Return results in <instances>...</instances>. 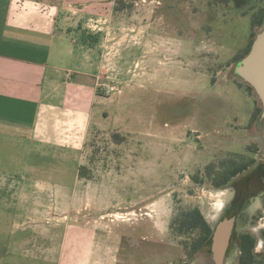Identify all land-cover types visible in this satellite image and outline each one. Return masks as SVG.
Here are the masks:
<instances>
[{"label": "rangeland", "instance_id": "obj_1", "mask_svg": "<svg viewBox=\"0 0 264 264\" xmlns=\"http://www.w3.org/2000/svg\"><path fill=\"white\" fill-rule=\"evenodd\" d=\"M56 5L77 71L30 138L0 135V264H215L171 229L193 208L236 217L226 264L242 233L264 264V119L235 74L264 0ZM235 155L251 166L216 187L206 166Z\"/></svg>", "mask_w": 264, "mask_h": 264}, {"label": "crops", "instance_id": "obj_2", "mask_svg": "<svg viewBox=\"0 0 264 264\" xmlns=\"http://www.w3.org/2000/svg\"><path fill=\"white\" fill-rule=\"evenodd\" d=\"M57 0H0V135L27 139L75 73L72 33L59 28ZM76 76V75H75Z\"/></svg>", "mask_w": 264, "mask_h": 264}, {"label": "trees", "instance_id": "obj_3", "mask_svg": "<svg viewBox=\"0 0 264 264\" xmlns=\"http://www.w3.org/2000/svg\"><path fill=\"white\" fill-rule=\"evenodd\" d=\"M263 19L264 11L261 13V19L257 22L262 24ZM255 36L256 34H254L248 47L243 52L241 59L249 53ZM246 89L250 93L254 92L252 86L247 83ZM261 111L262 107L258 106L253 119ZM249 165H251V162L244 161L242 155H235L219 161L218 164L207 165L206 175L216 187H224L230 183L234 176L247 169ZM171 229L185 238L183 243L191 256L212 242L213 227L199 208L181 212L173 219ZM254 245L255 238L252 235L244 233L241 236L242 264H250L252 262Z\"/></svg>", "mask_w": 264, "mask_h": 264}, {"label": "water", "instance_id": "obj_4", "mask_svg": "<svg viewBox=\"0 0 264 264\" xmlns=\"http://www.w3.org/2000/svg\"><path fill=\"white\" fill-rule=\"evenodd\" d=\"M235 74L252 86L264 119V28L256 34L249 53L237 63ZM235 224L236 217H224L213 227L211 253L215 264H224Z\"/></svg>", "mask_w": 264, "mask_h": 264}, {"label": "flooded vegetation", "instance_id": "obj_5", "mask_svg": "<svg viewBox=\"0 0 264 264\" xmlns=\"http://www.w3.org/2000/svg\"><path fill=\"white\" fill-rule=\"evenodd\" d=\"M262 11H264V8H262V10H261V13H262ZM257 34V33H256ZM252 46V45H251ZM251 165H249L248 167H247V169L250 167ZM247 169H245L244 171H246ZM244 171H242V172H244ZM242 172H240V173H238L236 176H238L239 174H241ZM236 176H234L233 178H232V180L236 177ZM232 180L230 181V183L232 182ZM229 183V184H230ZM228 184V185H229ZM251 188V190H252V186L250 187ZM259 204H255V208H258L259 206H258ZM236 225H237V222H236V224H235V228H234V230H233V233H232V236H231V240H230V242H232V239H233V235H234V232H235V230H236ZM244 233H242L240 236H239V238L237 239V241H236V245H237V247H238V249L240 250V255L237 257V258H235L234 259V261H233V264H242L241 263V261H242V249H241V236L243 235ZM254 248H255V245H254V247H253V251H254ZM226 259H227V256H226V258H225V262H224V264H226ZM257 263V257H256V255L254 254V252H253V258H252V262L250 263V264H256Z\"/></svg>", "mask_w": 264, "mask_h": 264}, {"label": "bare ground", "instance_id": "obj_6", "mask_svg": "<svg viewBox=\"0 0 264 264\" xmlns=\"http://www.w3.org/2000/svg\"><path fill=\"white\" fill-rule=\"evenodd\" d=\"M225 194V193H224ZM223 205V204H222Z\"/></svg>", "mask_w": 264, "mask_h": 264}]
</instances>
